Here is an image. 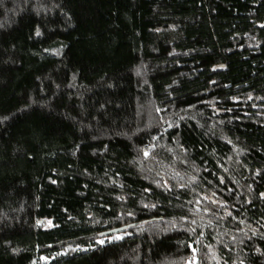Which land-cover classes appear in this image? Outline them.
Segmentation results:
<instances>
[{
    "label": "trees",
    "instance_id": "obj_1",
    "mask_svg": "<svg viewBox=\"0 0 264 264\" xmlns=\"http://www.w3.org/2000/svg\"><path fill=\"white\" fill-rule=\"evenodd\" d=\"M0 264H264V0H0Z\"/></svg>",
    "mask_w": 264,
    "mask_h": 264
},
{
    "label": "water",
    "instance_id": "obj_2",
    "mask_svg": "<svg viewBox=\"0 0 264 264\" xmlns=\"http://www.w3.org/2000/svg\"><path fill=\"white\" fill-rule=\"evenodd\" d=\"M41 222H39L38 224H40Z\"/></svg>",
    "mask_w": 264,
    "mask_h": 264
}]
</instances>
